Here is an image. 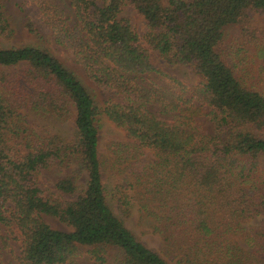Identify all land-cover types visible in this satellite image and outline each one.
Returning a JSON list of instances; mask_svg holds the SVG:
<instances>
[{"label": "trees", "instance_id": "1", "mask_svg": "<svg viewBox=\"0 0 264 264\" xmlns=\"http://www.w3.org/2000/svg\"><path fill=\"white\" fill-rule=\"evenodd\" d=\"M36 1L54 42L121 98L100 108L50 51L0 48V264H264V0H68L70 12ZM129 5L145 36L121 16ZM11 34L0 0V35ZM151 52L202 81L189 95ZM203 106L211 135L193 127ZM102 115L132 140L113 144L111 195ZM112 202L153 222L161 254Z\"/></svg>", "mask_w": 264, "mask_h": 264}, {"label": "rangeland", "instance_id": "2", "mask_svg": "<svg viewBox=\"0 0 264 264\" xmlns=\"http://www.w3.org/2000/svg\"><path fill=\"white\" fill-rule=\"evenodd\" d=\"M5 8L8 22L10 24L12 34L10 37L0 35V48H15L24 46H35L50 51L58 57L62 63L73 70L83 84L87 87L92 94L95 102L100 108H104L109 99H119L121 96L113 89L103 88L96 85L89 80L84 74L83 70L78 67L71 59L70 53L68 54L61 49L55 42L52 35L51 28L45 18L40 5L36 0H2ZM51 3L57 5L65 12H70L68 0H49ZM122 17L132 19L135 27L142 36L147 33V26L145 20L139 15L133 6H126L123 9ZM30 26H33L34 33L31 32ZM258 29L264 30V17L258 16L255 22ZM240 30L238 28L231 29L229 32L228 40L238 37ZM151 61L157 69H160L169 77L175 78L189 92L195 89L196 86L202 81V78L195 72L191 66L169 65L161 59L156 52H151ZM157 81L165 86H171L169 80L159 78ZM196 106H200L196 103ZM209 109L203 106L196 114L193 127L202 134L211 135L214 132V126L209 120L207 113ZM72 126H61L63 132H70ZM100 132V152L107 169L104 173V179L109 195L115 184V175L118 173V168L114 162V154L112 152L113 144L115 143H131L132 140L128 137L125 131L117 128L110 122L106 116L102 115L99 123ZM147 157L153 159L154 154L147 151ZM123 169V168H121ZM44 179H47V186L53 190L55 189V181L58 178L56 172L46 173ZM73 199V198H69ZM112 206L116 214L122 218L127 226L136 234V236L151 249L161 254L162 242L160 236L154 231L153 222L150 219H144L139 212V208L134 207L129 214L124 213L112 202ZM45 221L53 228L69 231L70 229L52 217H44ZM18 251L19 246L13 243Z\"/></svg>", "mask_w": 264, "mask_h": 264}]
</instances>
